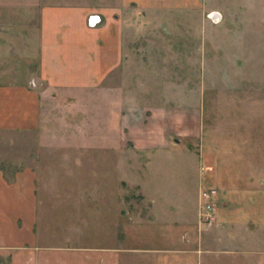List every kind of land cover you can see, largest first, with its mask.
<instances>
[{"label":"rangeland","instance_id":"obj_1","mask_svg":"<svg viewBox=\"0 0 264 264\" xmlns=\"http://www.w3.org/2000/svg\"><path fill=\"white\" fill-rule=\"evenodd\" d=\"M211 2L228 10L208 36L217 46L201 45L211 32L207 14H174L168 18L188 27L187 47L157 46L164 31H150L142 39L152 45L138 48L146 56L125 63L109 95L98 87L85 105H53L39 132L0 142L11 154L7 178L34 169L24 180L40 199L35 245L43 264L116 248L125 264H264V0ZM199 50L209 59L195 60ZM201 171L220 189L214 210H203L200 227L170 220L181 232L165 234L150 200L189 204ZM146 172L148 191L139 184Z\"/></svg>","mask_w":264,"mask_h":264},{"label":"crops","instance_id":"obj_2","mask_svg":"<svg viewBox=\"0 0 264 264\" xmlns=\"http://www.w3.org/2000/svg\"><path fill=\"white\" fill-rule=\"evenodd\" d=\"M227 11L213 5L211 0H0V142L9 140L12 134L39 132L53 105H85L87 95L98 87L109 95L115 89L109 83L112 78L124 77L125 63L146 56L140 54L138 48L152 45L151 38L147 43L142 39L150 31H164L157 46L187 47L186 23L176 24L168 17L175 14L185 18L184 15L190 13L223 16ZM94 17L97 23L92 28L90 20ZM207 22L205 29L211 32L201 45L206 47L207 42L212 47L217 46L219 43L210 39L215 37L208 36L219 30L221 23ZM178 35L177 43L171 40ZM207 55L199 50L195 60H208ZM210 74L214 78V74ZM117 87L118 93H122L119 84ZM181 120L185 127H190L188 114ZM195 136L192 133L187 138ZM200 136L202 140L201 133ZM142 152L151 154L148 150ZM27 155L33 157L34 154ZM202 156L201 152L197 157L199 164ZM10 157L6 150H0V264H43L41 251L35 245L40 199L33 190H37L34 181L24 180L35 172L25 166L16 171L15 180H10L5 176V166L11 167ZM202 169L199 165V170ZM205 169L215 170L209 163ZM196 178L189 204L187 199L183 206L173 202L166 204L156 196L150 200L155 207L152 221L165 234L181 232L180 223L168 224L173 219H178L183 229L193 219L196 227L201 226V191L218 188L205 183L212 180L206 179L203 171L196 174ZM151 180L146 172L139 182L141 188L148 191L146 187ZM228 190L223 189L224 200L229 198ZM192 205L196 213L190 212ZM89 251H78L76 260L66 264H125L123 249L116 248L111 254L110 250L101 249L94 253L100 254L99 261H95L96 257ZM109 255H112L111 260Z\"/></svg>","mask_w":264,"mask_h":264},{"label":"built area","instance_id":"obj_3","mask_svg":"<svg viewBox=\"0 0 264 264\" xmlns=\"http://www.w3.org/2000/svg\"><path fill=\"white\" fill-rule=\"evenodd\" d=\"M208 18L210 20H212L214 23H218L221 21L222 16L219 13H211L208 15ZM97 20L94 18H92L90 20V27L94 28L96 25ZM33 85V83H32ZM217 194H219L218 189H204L201 193V198H202V203L200 205V219H201V223L203 222L202 217H204L205 215L203 214V210H214L213 204H214V199L217 197ZM212 201V203H211ZM205 207V208H204ZM202 216V217H201ZM206 216H208L207 218H209V222H213L214 221V217L213 215H211L210 213H208Z\"/></svg>","mask_w":264,"mask_h":264}]
</instances>
